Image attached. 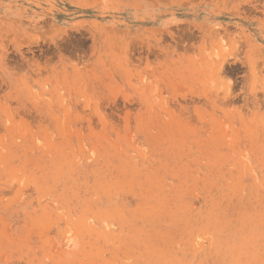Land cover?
<instances>
[{
	"label": "rangeland",
	"instance_id": "1",
	"mask_svg": "<svg viewBox=\"0 0 264 264\" xmlns=\"http://www.w3.org/2000/svg\"><path fill=\"white\" fill-rule=\"evenodd\" d=\"M0 264H264V0H0Z\"/></svg>",
	"mask_w": 264,
	"mask_h": 264
},
{
	"label": "bare ground",
	"instance_id": "2",
	"mask_svg": "<svg viewBox=\"0 0 264 264\" xmlns=\"http://www.w3.org/2000/svg\"><path fill=\"white\" fill-rule=\"evenodd\" d=\"M73 246V245H72ZM70 248H71V246H70Z\"/></svg>",
	"mask_w": 264,
	"mask_h": 264
}]
</instances>
